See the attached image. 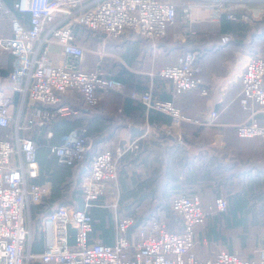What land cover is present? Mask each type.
<instances>
[{
	"label": "built area",
	"instance_id": "1",
	"mask_svg": "<svg viewBox=\"0 0 264 264\" xmlns=\"http://www.w3.org/2000/svg\"><path fill=\"white\" fill-rule=\"evenodd\" d=\"M177 7L186 23L191 22L192 11L197 8L211 10L217 19L224 16L248 26L264 14V0H17L13 6L17 14L0 0V23L9 21V29L0 32V55L8 63L7 73L0 77V127L12 129L11 138L0 137V264H264L263 247L256 249L252 258L225 249L205 259L197 256L196 228L203 226L211 214L226 211L228 203L222 196L205 205L198 195L171 193L169 211L181 221L178 232L168 229L165 212L159 209L147 220L148 230L139 225V240L131 241L126 233L136 223V216L114 213V242L90 240V209L103 206L102 197H118L120 160L126 154L137 153L139 139L151 134L147 125L139 138L124 143L109 141L93 152L92 139L84 127L62 135L59 143L45 145L56 162L65 166L82 161L87 152L92 154L80 185L82 207L61 204L43 216L42 250L31 249L34 228L30 207L41 204L50 195L52 185L36 180L40 174L35 158L37 146L24 134L35 127L48 128L55 119L78 114V108L61 104L64 96L76 93L83 108L90 110L99 103L97 91L122 90V83L107 78L100 65L91 70L81 68L86 47L75 40L73 25L86 26L111 38L132 32L154 45L176 22ZM252 7L253 13L249 10ZM24 14H28L27 24ZM182 37L178 33L174 38ZM229 40L228 34L220 37L222 44ZM51 44L61 47L63 62L54 63L49 58ZM96 53L102 56L104 52ZM197 56L195 50L184 51L174 64L160 69L159 75L172 85L171 99H158L150 92H131V97L147 110L168 116L164 135L178 142H182L179 132L183 122L212 124L216 119L214 110L202 119L190 118L174 101L188 90L208 93L202 85ZM240 82L239 103L251 114L235 126L236 134L257 139L264 149V119L259 122L255 117L258 111L264 114V55L250 53ZM14 94L18 95L19 109H27L24 121L21 112L16 117L11 112ZM51 135L47 130L46 137Z\"/></svg>",
	"mask_w": 264,
	"mask_h": 264
},
{
	"label": "crops",
	"instance_id": "2",
	"mask_svg": "<svg viewBox=\"0 0 264 264\" xmlns=\"http://www.w3.org/2000/svg\"><path fill=\"white\" fill-rule=\"evenodd\" d=\"M24 23H28V18ZM230 23L231 27L227 26L222 32L220 21L206 8L192 11L191 22L186 23L178 8L176 24L169 25L166 37L154 45L132 32L111 38L86 26L75 28V40L86 47L81 68L91 70L100 65L107 78L122 83V90L97 91L101 96L98 105L82 118L88 123V133L95 144L92 152L109 141L124 143L139 138L146 125L151 129L150 135L139 139L137 153L126 154L120 160L119 177L123 183L118 197L101 198L103 206H97L90 233L92 242H114V220L108 222L100 216L107 210L111 216L114 213L136 216V223L126 233L131 241L139 240V225L148 230L147 220L159 209L165 212L168 229L180 231V219L168 210L170 194L180 192L198 195L205 205L212 204L219 196L228 201L226 212L210 215L203 226L196 228L195 251L200 259L212 257L220 249L252 258L256 249L264 248V149L257 139L238 137L235 131V126L251 114L250 109L242 108L239 103L240 74L250 53L256 52L253 51L255 43L244 42L246 35L242 33H247L250 26L246 25L241 31L238 23ZM178 33L183 36L181 40L174 38ZM223 34L230 35V40L224 44L220 43ZM98 50L104 52L102 56L96 53ZM187 50L198 53L202 85L208 93L202 95L199 90H188L174 101L182 114L190 118L202 119L214 110L216 119L212 124L183 122L179 132L182 142H178L175 137L164 135L167 115L147 110L129 94L150 92L155 98L171 99L172 85L159 71L174 64L177 56ZM49 51L54 63L65 60L57 44H51ZM7 69L6 59L0 56V77ZM65 97L66 102L80 107L76 93ZM18 101V95L14 94L11 112L15 117L21 112V121H24L27 109L24 106L20 110ZM255 117L262 122L264 114L258 111ZM73 118L75 115L67 119ZM79 121L81 123V119ZM47 130L52 133L50 138L46 137ZM10 131L7 137L12 135V129ZM24 135H40L45 140L42 146L47 142L55 143L51 142L53 130L49 127L42 131L33 128ZM91 154H85L81 162L70 167L71 175L64 177L61 183L63 191L59 190L56 195L52 186L50 195L35 205L33 219L31 217L36 228L33 251L42 250L41 218L61 204L75 205L76 188L88 171ZM47 157L54 167L60 166L49 151ZM39 169L36 180L50 181L51 170L45 171L40 164Z\"/></svg>",
	"mask_w": 264,
	"mask_h": 264
},
{
	"label": "trees",
	"instance_id": "3",
	"mask_svg": "<svg viewBox=\"0 0 264 264\" xmlns=\"http://www.w3.org/2000/svg\"><path fill=\"white\" fill-rule=\"evenodd\" d=\"M4 3L14 11V9H13L14 3H15L14 0H5ZM178 8L179 7H177V11H178ZM18 16H19V14H18ZM22 18L24 20H26L28 18V14H24L22 16ZM218 20L220 21V24H221L220 28H221L222 32L227 30V26L231 27V23H230L231 21L227 20L224 16H221ZM259 22L260 23L262 22V24L264 23V14H263V16H262V18H261V20ZM233 23H235V22H233ZM236 23L239 24L238 26H240V27H238V29L241 30V31L243 29H245V26L247 25V24L242 23V22H236ZM78 26H82V25H79V24H74L73 25V33L75 31V28H77ZM8 29H9V21H4V22L0 23V32L8 30ZM247 31L248 30H246V32ZM242 34H246V33H242ZM75 36L76 35H74V37ZM0 56H2V55H0ZM137 92H139V91H137ZM140 93H143V92H140ZM129 96L131 97V93L129 94ZM65 99H66V97L64 96L63 97V101L61 102V104L62 103H68V102H66ZM132 99H134V98H132ZM134 100H136V99H134ZM96 106L94 108L90 109V110L84 109L83 106H82V100L80 99V107H77L79 109V114H76L75 118L67 119V118H70V117L72 118V116L64 117V118H58V119L53 120L51 123H49L48 127L51 128V130H53V138H52L51 142H55V143L47 142L46 144H56V142H59L58 140H59L60 136H62L64 134H67L69 131H71L73 129H80V128L84 127L87 130L86 131L87 135L92 139V143L90 145L91 151H92V149L95 147V144H94L93 138L88 133V129H87L88 128V123L83 122L82 118L86 117L87 114L89 115L90 111L94 110L96 108ZM80 119H81V123L79 121ZM168 121H169V118H168ZM37 128H39V129H37ZM10 130H11L10 128L0 127V137L5 138V137L9 136V134L11 133ZM35 130L42 131L43 128L35 127ZM31 139L33 140V142L37 146V149L35 151V158L39 161V164L41 165V167L45 168V171L51 170L50 171V175H48V178L51 181V184L53 186L52 191L55 192L54 194L58 195L59 194V190H62V191L64 190V187H63L64 185H61L62 180L64 179V177H67V176L71 175L70 167H73L77 163H75L73 166H65V165H60L59 164L60 166L54 167L52 165V161H49V158L47 157V153H48L49 149L47 150V147H45V144H44V146H42V144H43V142L45 140L43 138H41L40 135L32 136ZM88 153H90V152H87L85 154H88ZM84 157H85V155H84ZM119 176H120V173H119ZM42 178L44 179V177H42ZM43 179H41V180H43ZM38 182H40V181H38ZM118 182H119V186H120V184L123 183V181H122V179H120V177H119ZM80 185H81V182H80ZM80 185H79L78 188H76L78 190V199L76 200L75 206L78 207V208L82 207V201H81V198H80V194H81V186ZM227 203H228V201H227ZM97 208H99V207H93V208L90 209V214H91L92 219H93V226H94V223H95L94 222L95 211L98 210ZM35 209H36V206L35 205H31L30 211H31L32 219H33V211ZM227 209H228V206H227ZM227 209H226V211H227ZM102 210H106V209H102ZM168 210H169V207H168ZM226 211H224V212H226ZM219 213H223V212H215L213 214L216 215V214H219ZM111 215L112 214L109 213L108 210H107V211H103L100 216L102 218L104 217L105 220H107L108 222H112L113 221V216H111ZM33 243H32V245H33ZM31 249L34 250L32 246H31ZM33 264H40V263H33Z\"/></svg>",
	"mask_w": 264,
	"mask_h": 264
},
{
	"label": "rangeland",
	"instance_id": "4",
	"mask_svg": "<svg viewBox=\"0 0 264 264\" xmlns=\"http://www.w3.org/2000/svg\"><path fill=\"white\" fill-rule=\"evenodd\" d=\"M249 10L251 13H253L255 8L252 7V9H249ZM259 21H255V23L250 26V29L247 31V33L244 34L246 35L244 37V42L253 41V43H255L253 45L254 47L253 51H256L260 53L261 55H264V23L262 24V22L260 23ZM175 24L176 22L174 23V25ZM164 37H166V35ZM164 37L160 41H162ZM32 226L34 228V235H35L36 228H35L34 220L32 221Z\"/></svg>",
	"mask_w": 264,
	"mask_h": 264
}]
</instances>
